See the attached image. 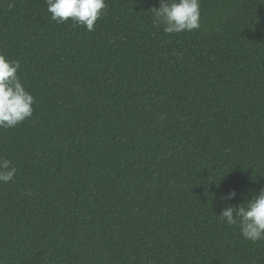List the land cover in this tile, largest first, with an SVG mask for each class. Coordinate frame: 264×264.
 Returning a JSON list of instances; mask_svg holds the SVG:
<instances>
[{"label":"trees","instance_id":"16d2710c","mask_svg":"<svg viewBox=\"0 0 264 264\" xmlns=\"http://www.w3.org/2000/svg\"><path fill=\"white\" fill-rule=\"evenodd\" d=\"M105 3L89 32L0 0V55L34 98L0 128V264H264L217 216L264 187V0H199L173 34L160 0Z\"/></svg>","mask_w":264,"mask_h":264},{"label":"clouds","instance_id":"9594fccd","mask_svg":"<svg viewBox=\"0 0 264 264\" xmlns=\"http://www.w3.org/2000/svg\"><path fill=\"white\" fill-rule=\"evenodd\" d=\"M50 19L63 24L71 19L74 25L83 26L89 32L95 30V22L106 8L105 0H46ZM153 23L163 27L166 34L190 32L200 27L199 0H160L153 8ZM20 64L0 55V128H14L33 112V96L26 90L17 75ZM17 169L9 159L0 157V182L13 180ZM232 189L220 197L225 206L217 215L221 222L236 225L240 235L250 241L264 240V187L239 206L228 203L236 198Z\"/></svg>","mask_w":264,"mask_h":264}]
</instances>
